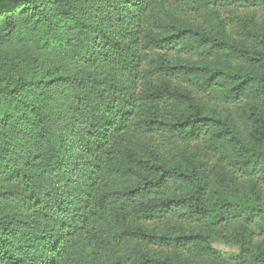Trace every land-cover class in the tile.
I'll return each instance as SVG.
<instances>
[{
	"label": "trees",
	"instance_id": "1",
	"mask_svg": "<svg viewBox=\"0 0 264 264\" xmlns=\"http://www.w3.org/2000/svg\"><path fill=\"white\" fill-rule=\"evenodd\" d=\"M0 264H264V0H0Z\"/></svg>",
	"mask_w": 264,
	"mask_h": 264
},
{
	"label": "rangeland",
	"instance_id": "2",
	"mask_svg": "<svg viewBox=\"0 0 264 264\" xmlns=\"http://www.w3.org/2000/svg\"><path fill=\"white\" fill-rule=\"evenodd\" d=\"M214 247L228 254L237 253V249L228 248L224 244H215Z\"/></svg>",
	"mask_w": 264,
	"mask_h": 264
}]
</instances>
